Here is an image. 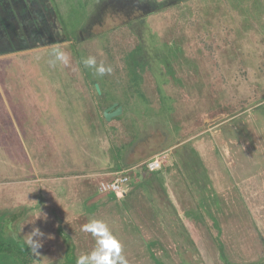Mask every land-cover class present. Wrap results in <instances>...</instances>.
Wrapping results in <instances>:
<instances>
[{
	"label": "rangeland",
	"instance_id": "1",
	"mask_svg": "<svg viewBox=\"0 0 264 264\" xmlns=\"http://www.w3.org/2000/svg\"><path fill=\"white\" fill-rule=\"evenodd\" d=\"M121 170L130 198L99 190ZM94 219L128 264L264 260V0H0V237L31 252L38 227L34 264H76Z\"/></svg>",
	"mask_w": 264,
	"mask_h": 264
},
{
	"label": "clouds",
	"instance_id": "2",
	"mask_svg": "<svg viewBox=\"0 0 264 264\" xmlns=\"http://www.w3.org/2000/svg\"><path fill=\"white\" fill-rule=\"evenodd\" d=\"M57 60L66 62V54L57 49L54 50ZM82 63L89 69H94L97 76H104L106 73H111L110 66L104 63H97L95 56H88L82 59ZM43 217L46 219V215ZM84 231L90 233L96 239V247L88 253L77 257L76 264H128L126 257L123 255V248L121 242L113 235L107 223L103 220L94 219L84 226ZM45 233L38 227L33 226L28 233L26 244L32 254H38V249L43 244Z\"/></svg>",
	"mask_w": 264,
	"mask_h": 264
},
{
	"label": "trees",
	"instance_id": "3",
	"mask_svg": "<svg viewBox=\"0 0 264 264\" xmlns=\"http://www.w3.org/2000/svg\"><path fill=\"white\" fill-rule=\"evenodd\" d=\"M90 0H80V2H83V5L86 6L88 5ZM126 30H121L122 34L123 31H126L128 33H130V28H128L127 26H125ZM71 33H68V38L71 37L72 35H70ZM77 39H80V36L77 35ZM122 52V51H121ZM142 46L140 45V43H137L135 46H133L132 48H130L127 52H124L123 55V62L125 63V72L127 71L128 77L131 80L129 83L130 86H133V88L135 89V91H137L138 93H141V89H139V84L140 81L142 80V77L144 75L145 72L150 71V68L148 67V62H146V60L142 57ZM111 61H115L113 54H111L110 57ZM108 105V104H107ZM107 105H104V109L106 107H108ZM120 167H116L115 169H119ZM149 171V170H148ZM155 171H149L151 172V175L153 177V179L148 178L147 184L146 182L142 181L145 184V187H147V189H150V186H152L154 183H156V188L158 186L163 188V185L161 184V182L159 181L158 174H155ZM158 176V177H157ZM139 183L138 187L139 188H143V183ZM131 183V180H130ZM137 188V186L135 187H131V189H135ZM151 188H154V186H152ZM129 189V188H128ZM128 196V197H127ZM113 197L116 199L117 197L113 194ZM130 198L129 197V192L126 193V196L122 197V198ZM11 257V263L10 264H34L33 263V254H31V252H28L25 250V248L22 247H18L16 244L13 243H8L6 242L4 239H2L0 237V257ZM3 259L0 258V261H2ZM226 264H234L232 262L226 261ZM1 264V263H0ZM250 264H264V260L262 261H257V262H252Z\"/></svg>",
	"mask_w": 264,
	"mask_h": 264
},
{
	"label": "built area",
	"instance_id": "4",
	"mask_svg": "<svg viewBox=\"0 0 264 264\" xmlns=\"http://www.w3.org/2000/svg\"><path fill=\"white\" fill-rule=\"evenodd\" d=\"M163 161L157 156L146 162L145 167L149 171L158 170L162 167ZM113 176V177H112ZM109 181L101 182L99 190L102 192H111L117 198H122L126 195L130 177L124 171H115Z\"/></svg>",
	"mask_w": 264,
	"mask_h": 264
},
{
	"label": "water",
	"instance_id": "5",
	"mask_svg": "<svg viewBox=\"0 0 264 264\" xmlns=\"http://www.w3.org/2000/svg\"><path fill=\"white\" fill-rule=\"evenodd\" d=\"M98 88V86H97ZM122 111V106L118 105L117 102L113 103L112 105L108 106L105 110H104V116L107 119H110L111 117L117 116L121 113Z\"/></svg>",
	"mask_w": 264,
	"mask_h": 264
},
{
	"label": "crops",
	"instance_id": "6",
	"mask_svg": "<svg viewBox=\"0 0 264 264\" xmlns=\"http://www.w3.org/2000/svg\"><path fill=\"white\" fill-rule=\"evenodd\" d=\"M48 100V99H47ZM48 102V101H47ZM163 167V166H162ZM165 178H166V174H165V176H164ZM163 178V177H162ZM128 192H129V190H127Z\"/></svg>",
	"mask_w": 264,
	"mask_h": 264
}]
</instances>
